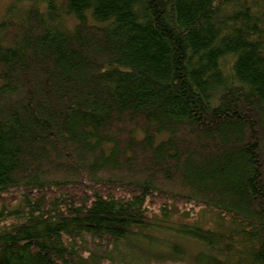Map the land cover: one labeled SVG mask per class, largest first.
Segmentation results:
<instances>
[{"label":"trees","instance_id":"trees-1","mask_svg":"<svg viewBox=\"0 0 264 264\" xmlns=\"http://www.w3.org/2000/svg\"><path fill=\"white\" fill-rule=\"evenodd\" d=\"M0 194V264H264V0H9Z\"/></svg>","mask_w":264,"mask_h":264},{"label":"rangeland","instance_id":"rangeland-1","mask_svg":"<svg viewBox=\"0 0 264 264\" xmlns=\"http://www.w3.org/2000/svg\"><path fill=\"white\" fill-rule=\"evenodd\" d=\"M9 2V0H0V16L3 14V10L6 6V4ZM18 202V198L15 196H12L11 194H0V205L2 204H7L9 206H13ZM206 219L212 221V215L206 216ZM159 234H165V232H161ZM144 247V244H143ZM146 247V246H145ZM145 248H142V252L141 254L144 255L145 257H150L149 259H144L142 264H196L193 262V260L191 259V257L186 256L185 258L182 259H178V260H169V259H164V260H160L157 257V255H152V254H148L149 252H144ZM199 249V245L198 243H193L191 242L190 246H189V251H192L193 253ZM155 257V258H154Z\"/></svg>","mask_w":264,"mask_h":264}]
</instances>
